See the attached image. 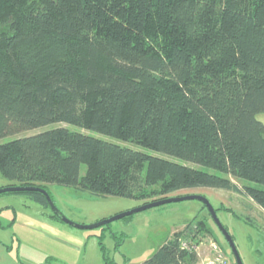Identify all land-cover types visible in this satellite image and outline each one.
<instances>
[{"label": "trees", "instance_id": "1", "mask_svg": "<svg viewBox=\"0 0 264 264\" xmlns=\"http://www.w3.org/2000/svg\"><path fill=\"white\" fill-rule=\"evenodd\" d=\"M260 114L264 0H0V138L64 124L0 143L11 186L143 204L219 188L264 211ZM193 220L140 264H194L210 229Z\"/></svg>", "mask_w": 264, "mask_h": 264}, {"label": "rangeland", "instance_id": "2", "mask_svg": "<svg viewBox=\"0 0 264 264\" xmlns=\"http://www.w3.org/2000/svg\"><path fill=\"white\" fill-rule=\"evenodd\" d=\"M258 118L264 123V114L258 115ZM56 126H64V124H49L24 131L21 134L6 136L0 138V143ZM65 126L73 131L93 133L74 125L65 124ZM93 134L151 155L174 159L133 143L123 142L101 134ZM187 164L210 174L223 175L221 172L209 167L193 163ZM83 172L84 166L81 167V175ZM232 181L239 187H242L243 183L249 184L246 181ZM12 183L0 172V189L9 187ZM251 185L264 189L263 185ZM179 194V196L186 194L205 196L213 208H217V217L232 236L242 263L264 264V211L259 206L254 204L248 197L219 188L189 189L179 192ZM11 195H13L12 192L0 193V264H11L8 262L13 258L17 261L16 264H20V262L23 264V254L30 251L22 243L18 252V240L32 242L33 238L20 229L8 225V222L12 219L22 218L21 213H19L20 210L13 211L11 207H4L8 202L6 197ZM49 195L54 206L67 219L84 225L100 222L143 205V200L140 199L120 196L97 197L78 192L71 187L52 184L49 185ZM49 209L54 212L50 206ZM95 218H97L96 221H94ZM200 219L205 220L206 227L210 229V232L209 234L198 232L199 234L194 237L193 241L196 243L192 245V248H194L197 257L194 264H216L219 262L222 264H236L227 241L217 228L206 207H203L201 201L195 199L152 207L91 229H79L68 224L78 233H82L84 239L87 237V243L90 246H87L76 255H72V253L63 255V264H140L147 260L174 232L184 229L192 220L198 221ZM89 235L92 236L88 238ZM193 241H191L192 244ZM5 245H11L12 249L7 251ZM98 245L102 246L105 258L98 254ZM8 252L11 258L2 260Z\"/></svg>", "mask_w": 264, "mask_h": 264}, {"label": "crops", "instance_id": "3", "mask_svg": "<svg viewBox=\"0 0 264 264\" xmlns=\"http://www.w3.org/2000/svg\"><path fill=\"white\" fill-rule=\"evenodd\" d=\"M47 190L49 192V185L47 186ZM6 198L8 202L4 207H11L13 211L20 210L19 213L22 215L21 219L14 218L9 221L8 225L20 229L33 238L32 242L18 240V252L22 243L30 251L23 254V264H63V255L69 253L76 255L87 246H90L87 243V237L84 239L82 233H78L67 223L53 216L54 213L49 207L37 203L24 194L13 193V195ZM90 236L92 235H89L88 238ZM5 248L9 251L12 249V246L5 245ZM98 254L103 258L100 246L98 247ZM8 258H11L9 252L2 260ZM16 262L13 258L8 263L16 264Z\"/></svg>", "mask_w": 264, "mask_h": 264}, {"label": "water", "instance_id": "4", "mask_svg": "<svg viewBox=\"0 0 264 264\" xmlns=\"http://www.w3.org/2000/svg\"><path fill=\"white\" fill-rule=\"evenodd\" d=\"M24 190H37V191L42 192L45 195L49 206L51 207V209H53V211H54L53 213L57 217H59L62 221H64L65 223L70 224V225H72L76 228H79V229H91V228H94V227H97L100 225L108 224L113 220L131 215V214H134V213H137V212H140V211L152 208V207L164 205V204H169V203L179 202V201H185V200H193V199L201 201L202 204L206 207L207 211L209 212V214H210L211 218L213 219L214 223L216 224L217 228L219 229V231L222 233L223 237L227 241V243H228V245H229V247L233 253L236 264H243L242 260L240 258V255L237 251V248L234 244L232 236L225 229V227L221 224V222L219 221V219L217 217L215 209L213 208V206L211 205V203L209 202V200L205 196L198 195V194H186V195H181V196L165 197V198H162L159 200H154V201L145 203V204H143L137 208H134V209H131V210L126 211L124 213H121V214L115 215L113 217L104 219L100 222L90 224V225H84V224H77V223L70 221L61 212H59V210H57V208L54 206L53 201L51 200L49 194L44 189L35 188V187L9 186V187L0 189V193L1 192L24 191Z\"/></svg>", "mask_w": 264, "mask_h": 264}, {"label": "built area", "instance_id": "5", "mask_svg": "<svg viewBox=\"0 0 264 264\" xmlns=\"http://www.w3.org/2000/svg\"><path fill=\"white\" fill-rule=\"evenodd\" d=\"M209 264H210V263H209ZM216 264H222V263L219 262V263H216Z\"/></svg>", "mask_w": 264, "mask_h": 264}]
</instances>
